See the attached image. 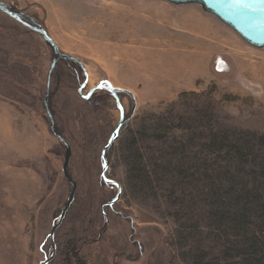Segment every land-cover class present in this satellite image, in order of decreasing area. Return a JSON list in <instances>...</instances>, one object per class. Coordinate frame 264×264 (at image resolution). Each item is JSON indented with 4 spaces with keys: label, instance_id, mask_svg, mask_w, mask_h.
Here are the masks:
<instances>
[{
    "label": "rangeland",
    "instance_id": "obj_1",
    "mask_svg": "<svg viewBox=\"0 0 264 264\" xmlns=\"http://www.w3.org/2000/svg\"><path fill=\"white\" fill-rule=\"evenodd\" d=\"M0 2L86 71L60 60L50 77L48 107L76 193L48 264H241L235 235L217 224L213 187L223 196L240 182L264 201V49L193 5ZM51 60L39 35L0 11V264L50 257L71 192L66 149L43 109ZM118 123L106 184L102 151ZM135 153L149 185L136 180ZM254 232L264 241V226Z\"/></svg>",
    "mask_w": 264,
    "mask_h": 264
},
{
    "label": "water",
    "instance_id": "obj_2",
    "mask_svg": "<svg viewBox=\"0 0 264 264\" xmlns=\"http://www.w3.org/2000/svg\"><path fill=\"white\" fill-rule=\"evenodd\" d=\"M168 3L172 6H187L193 5L197 6L201 9L202 12L212 16L219 23L230 29L239 39H241L246 45L255 49V50H263L264 49V2H260V0H245L244 3H236L235 0H156ZM0 11L15 20L23 27L27 28L31 32L40 36V38L46 43V45L51 49L52 52V60L50 64V68L48 71L47 77V85H46V93L43 97V109L47 116L49 123V131L52 136L62 144L66 149L65 160L62 165V173L66 181L71 185V192L68 195L67 201L62 208L59 217L55 221V223L51 227V231L49 233V244L52 250V254L50 257L46 258L41 264H48L53 259L54 253V234L55 231L60 227L63 219L65 218L66 213L68 212L71 204L73 203L75 193H76V184L70 178L67 173V164L70 159V148L67 142L57 133L54 125V121L49 111L48 107V98H49V83L50 77L53 73L56 64L60 60H66L72 62L86 73L83 65L76 59L69 57L63 53H61L54 43V41L50 38L47 32L42 29L40 26L34 24L29 18L24 15L13 11L10 7L0 2ZM217 66L219 70L224 68V63L219 61L217 62ZM86 84V79H85ZM85 84L81 86L79 89V93L81 94L82 89L85 87ZM99 88V87H98ZM110 89V86H109ZM97 89L92 90L84 99H88L89 95ZM112 91V89H110ZM115 100L116 97H115ZM117 103V102H116ZM118 105V109L122 114L121 108ZM120 123H118L115 132L113 133L110 142L102 151V160L104 161V167L101 173L102 180L106 184H114L108 180L103 178L104 172L107 169L106 161L104 158V152L108 149L112 142L116 138V134L119 130ZM118 187V186H117ZM116 202V199L113 201ZM112 202V203H113ZM110 203V205L112 204ZM109 205V206H110ZM100 236V235H99Z\"/></svg>",
    "mask_w": 264,
    "mask_h": 264
},
{
    "label": "trees",
    "instance_id": "obj_3",
    "mask_svg": "<svg viewBox=\"0 0 264 264\" xmlns=\"http://www.w3.org/2000/svg\"><path fill=\"white\" fill-rule=\"evenodd\" d=\"M259 141L264 146V135L259 137ZM249 142L242 144L246 148L249 145L253 146V142ZM231 160L232 156L225 159V162H231ZM132 166L138 175L136 180L149 185V177L142 167V157L136 154ZM206 170L212 172L210 167ZM231 183L233 188L226 191L223 196H218L219 190L213 187V190L217 192L215 195L217 200L214 203L218 212L216 213L217 224L225 231V234L235 235L232 244L236 253L243 258L241 264H264V241L254 232L264 226V201L261 200L260 191L248 188V185L240 182L232 181Z\"/></svg>",
    "mask_w": 264,
    "mask_h": 264
},
{
    "label": "snow or ice",
    "instance_id": "obj_4",
    "mask_svg": "<svg viewBox=\"0 0 264 264\" xmlns=\"http://www.w3.org/2000/svg\"><path fill=\"white\" fill-rule=\"evenodd\" d=\"M236 3H244L245 0H235ZM260 2H264V0H260Z\"/></svg>",
    "mask_w": 264,
    "mask_h": 264
},
{
    "label": "bare ground",
    "instance_id": "obj_5",
    "mask_svg": "<svg viewBox=\"0 0 264 264\" xmlns=\"http://www.w3.org/2000/svg\"><path fill=\"white\" fill-rule=\"evenodd\" d=\"M215 19V18H214Z\"/></svg>",
    "mask_w": 264,
    "mask_h": 264
}]
</instances>
